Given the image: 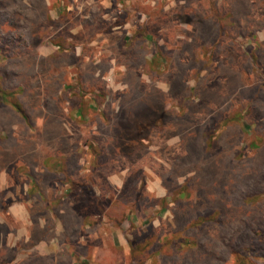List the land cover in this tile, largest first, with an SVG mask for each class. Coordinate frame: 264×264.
Instances as JSON below:
<instances>
[{
    "label": "rangeland",
    "instance_id": "obj_1",
    "mask_svg": "<svg viewBox=\"0 0 264 264\" xmlns=\"http://www.w3.org/2000/svg\"><path fill=\"white\" fill-rule=\"evenodd\" d=\"M0 88V264H264V0H0Z\"/></svg>",
    "mask_w": 264,
    "mask_h": 264
},
{
    "label": "trees",
    "instance_id": "obj_2",
    "mask_svg": "<svg viewBox=\"0 0 264 264\" xmlns=\"http://www.w3.org/2000/svg\"><path fill=\"white\" fill-rule=\"evenodd\" d=\"M0 95L3 97L4 91L0 88ZM4 98V97H3ZM19 110V109H18Z\"/></svg>",
    "mask_w": 264,
    "mask_h": 264
}]
</instances>
